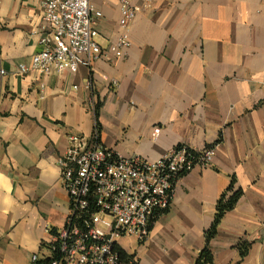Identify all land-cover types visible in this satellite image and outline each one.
Wrapping results in <instances>:
<instances>
[{"label": "crops", "instance_id": "0c3cea01", "mask_svg": "<svg viewBox=\"0 0 264 264\" xmlns=\"http://www.w3.org/2000/svg\"><path fill=\"white\" fill-rule=\"evenodd\" d=\"M91 1L107 49L122 30L120 3ZM133 4L141 10L124 58L20 75L43 48V0H0V264L52 258L50 233L71 212L59 159L72 136L151 160L215 146L213 165L183 175L149 236L125 249L146 264H196L208 245L206 264H264V0ZM232 181L242 194L208 242Z\"/></svg>", "mask_w": 264, "mask_h": 264}, {"label": "built area", "instance_id": "2783aa9c", "mask_svg": "<svg viewBox=\"0 0 264 264\" xmlns=\"http://www.w3.org/2000/svg\"><path fill=\"white\" fill-rule=\"evenodd\" d=\"M119 3L122 30L104 49L96 28L102 12L91 0H43V48L30 63L19 64V74L32 70L42 75L77 73L81 66H92L109 52L124 58L132 44L130 25L141 9L133 0ZM110 82L112 87L118 85L115 79ZM160 131L156 127L153 136ZM215 155V146L195 150L179 145L151 160L138 153L122 155L92 144L85 136H72L59 159L71 212L66 226L50 233L51 264H146L137 256H124L120 239L132 236L143 242L156 214L170 207L180 178L197 166L211 167ZM32 261L37 264L39 256L33 255Z\"/></svg>", "mask_w": 264, "mask_h": 264}, {"label": "trees", "instance_id": "16d2710c", "mask_svg": "<svg viewBox=\"0 0 264 264\" xmlns=\"http://www.w3.org/2000/svg\"><path fill=\"white\" fill-rule=\"evenodd\" d=\"M97 115H98V111H97ZM241 194H242V190L235 189L234 181H232L227 191L222 194L221 198L218 201L214 222L212 226L210 227V229L206 232V237H207L208 242L216 234L218 225L221 219L224 217V215L228 211L235 208ZM161 213L162 211L156 214L155 218L153 219L151 229H152L154 222L156 221V219L159 217ZM120 251L124 256H129V257L135 256V254H130L122 248L120 249ZM247 251H248L247 247L246 248L244 247L242 254H245ZM212 260H213V256L207 245L206 248L202 251L196 264H206V263L212 262ZM37 264H51V259L49 258L42 262L38 261Z\"/></svg>", "mask_w": 264, "mask_h": 264}, {"label": "rangeland", "instance_id": "374dc122", "mask_svg": "<svg viewBox=\"0 0 264 264\" xmlns=\"http://www.w3.org/2000/svg\"><path fill=\"white\" fill-rule=\"evenodd\" d=\"M120 242L125 248L131 251H135V249L140 246L139 240L132 236L123 237L120 239Z\"/></svg>", "mask_w": 264, "mask_h": 264}]
</instances>
